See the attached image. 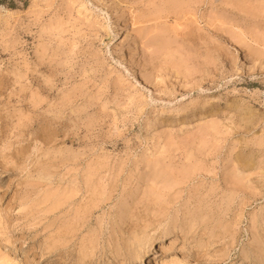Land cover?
Wrapping results in <instances>:
<instances>
[{"label": "rangeland", "instance_id": "rangeland-1", "mask_svg": "<svg viewBox=\"0 0 264 264\" xmlns=\"http://www.w3.org/2000/svg\"><path fill=\"white\" fill-rule=\"evenodd\" d=\"M0 209V264H251L264 0L0 1Z\"/></svg>", "mask_w": 264, "mask_h": 264}, {"label": "bare ground", "instance_id": "bare-ground-1", "mask_svg": "<svg viewBox=\"0 0 264 264\" xmlns=\"http://www.w3.org/2000/svg\"><path fill=\"white\" fill-rule=\"evenodd\" d=\"M207 113H208V109L203 108L201 110L189 113L184 118L186 120H188L187 118H189V120L197 119V118H205L206 115H208ZM162 122L173 124V123L177 122V119L174 118V119L162 120ZM0 216H1L0 217V224L2 225V227L4 229V232L7 234L9 242L16 241V240H18V239H20L22 237L24 238V236H21L19 234H13V233H11L9 231V229L7 227V221L3 217V212H2L1 209H0ZM17 219L20 221V223H19L20 225L19 226H21L23 228H33V225L31 223V221L29 220V218H27L23 214L17 212ZM160 235H164L165 236V235H167V232L163 231V232H159V233L156 234V231H146V232H142V233H139V234L135 235L127 243V247H126V249L124 251L125 252V256H124V259H123L124 262L125 263H131L133 261L138 260L140 258V256H141L142 246L144 244L150 242L155 237L160 236ZM175 241H177V239H175ZM162 247H163V249H166L164 244H162ZM263 250H264V238H262V239H254V240L250 241L247 245H245L243 247L241 255L242 256L246 255V258H251V264H255L258 261V259L261 260V262L259 264H264V257L262 255L261 256L259 255V253H262ZM34 255H35V257H37L39 255L41 256L42 254L39 252L38 249L33 248L27 254L28 259H32V257ZM76 264H85V262L83 260H80Z\"/></svg>", "mask_w": 264, "mask_h": 264}, {"label": "trees", "instance_id": "trees-1", "mask_svg": "<svg viewBox=\"0 0 264 264\" xmlns=\"http://www.w3.org/2000/svg\"><path fill=\"white\" fill-rule=\"evenodd\" d=\"M0 1H4V0H0Z\"/></svg>", "mask_w": 264, "mask_h": 264}]
</instances>
